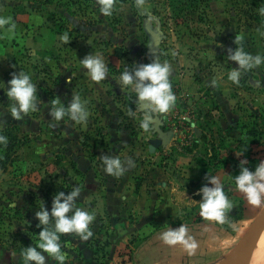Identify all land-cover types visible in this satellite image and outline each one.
Here are the masks:
<instances>
[{"label": "rangeland", "instance_id": "1", "mask_svg": "<svg viewBox=\"0 0 264 264\" xmlns=\"http://www.w3.org/2000/svg\"><path fill=\"white\" fill-rule=\"evenodd\" d=\"M247 7L235 0H207L202 20L194 13L176 23L168 17L165 0H144L141 9L134 0H116L112 16L100 14L96 0H0V16L11 17L15 24L14 29L0 27V80L11 78L10 65L15 64V71L31 75L38 95V111L23 120L7 113L0 117L6 122L0 129L11 128L20 140L6 169H0L3 264H23L20 254L38 243L42 226H36L35 212L40 202L50 210L57 191L82 187L84 177L77 167L82 156L85 165L89 159L101 174L102 155L131 157V182L163 190L168 202L175 203L169 213L177 222L202 218L195 202L200 200L199 188L207 174L219 177L233 208L228 222L215 224L235 237L220 249L222 260L212 264H228L241 254L261 208L247 202L231 176L238 175L241 159L249 161L250 170L264 160V64L243 74L239 85L228 79L237 67L228 59L229 50L238 46L236 35L244 37L240 45L245 51L264 55V30ZM65 32L71 37L67 43L61 39ZM154 51L172 65L170 82L177 100L168 113L153 114L150 128L144 130L143 105L137 107L135 93L120 85L119 75L125 68L131 71L152 62ZM88 54L104 58L105 80L94 82L83 69L80 59ZM75 95L86 102L87 122L65 118L49 127L51 101L59 97L67 105ZM7 103L0 90V104ZM130 108L135 115L128 114ZM102 226L108 227L106 221L95 219L90 247L107 241L98 235ZM61 235L68 258L77 254L75 235ZM138 244L141 241L133 246Z\"/></svg>", "mask_w": 264, "mask_h": 264}, {"label": "clouds", "instance_id": "2", "mask_svg": "<svg viewBox=\"0 0 264 264\" xmlns=\"http://www.w3.org/2000/svg\"><path fill=\"white\" fill-rule=\"evenodd\" d=\"M134 2L138 9L144 7V0H134ZM96 7L103 16H112L116 8V0H96ZM259 12L264 15V7H261ZM3 26L15 28L9 16H0V27ZM61 39L67 43L71 37L65 32ZM243 39V36L236 35L234 42L238 46L229 50L228 54V59L236 62L237 65L228 73V79L237 85L243 74L264 64V55L259 53L253 55L244 50L240 45ZM153 55L152 62L137 65L131 71L125 68L119 75L120 85L130 88L135 93L137 107L141 108L143 105L144 118L141 127L144 130L150 128L154 119L153 114L168 113L177 100L170 82L172 65L167 60L161 61L158 52L154 51ZM80 64L84 70H87L92 81L100 82L107 78L108 67L101 55L88 54L80 59ZM10 67L13 69L9 73L11 78L6 83L0 80V90L4 91L8 100L7 107L0 104V108L5 109L0 111V117L7 113L14 120L19 121L30 112L38 111L37 84L24 70L15 71V64ZM85 104L86 102L82 101L79 95L73 96L67 105L62 103L59 97H55L49 108V115L53 121L49 127H56L65 118L76 124L86 123L89 111ZM128 114L135 115V112L130 108ZM5 124L6 122L0 120V126ZM7 141V136L0 134V145H6ZM237 155L242 156L243 152ZM99 159L104 173L114 178L124 176L135 166V161L131 157L122 159L120 156L102 155ZM248 164L246 158L239 160L237 165L239 173L234 177L230 175L231 179L250 205L264 209V160H260L254 166V170H250ZM205 180L206 183L199 188L200 200L195 201L199 207L198 214L206 220L223 225L228 222V213L233 208V203L226 195L225 184L219 177L207 174ZM80 193L79 185H73L67 193L57 191L52 197L50 210L40 202L39 210L35 212V217L38 219L36 226L38 228L42 226L37 235L38 243L35 246L25 247L20 254L23 257V264H47L48 260L54 261L55 264H65L68 256L62 250L61 234H74L81 241H87L94 235L92 225L96 217L87 208L78 206L77 198ZM160 239L169 246L181 245L189 254L194 253L199 246L197 240L189 234L185 224H180L175 229L167 227L160 233ZM12 257L17 258L15 253ZM0 264H3L2 259Z\"/></svg>", "mask_w": 264, "mask_h": 264}, {"label": "crops", "instance_id": "3", "mask_svg": "<svg viewBox=\"0 0 264 264\" xmlns=\"http://www.w3.org/2000/svg\"><path fill=\"white\" fill-rule=\"evenodd\" d=\"M84 159L82 156L77 165L84 177L77 203L79 207L95 211L96 219L106 221L108 227L102 226L98 235H105L108 244L104 249L93 248L89 240L81 241L73 236L77 254L69 257L65 264H212L225 256L220 249L235 236L215 222L203 217L195 223L177 222L169 213L175 203L168 202L163 190L156 191L144 183L134 185L127 173L120 178L108 176L101 166L100 174L95 172L89 159L85 165ZM180 224H185L198 242L192 254L179 244L169 246L160 239V233L167 227L175 229ZM147 228L150 230L140 239L137 234ZM63 235L72 237L71 234ZM140 241L141 244L133 246ZM47 264L55 262L48 260Z\"/></svg>", "mask_w": 264, "mask_h": 264}, {"label": "trees", "instance_id": "4", "mask_svg": "<svg viewBox=\"0 0 264 264\" xmlns=\"http://www.w3.org/2000/svg\"><path fill=\"white\" fill-rule=\"evenodd\" d=\"M237 2H243L248 5L247 13L252 17L255 24L259 25L261 29L264 30V15H261L259 9L264 7V0H235ZM165 3L168 7V17L171 18L174 22H185L189 19L191 14L196 13L198 19L202 20V13L206 7L207 0H165ZM116 55L119 53L116 51ZM0 134L7 136L8 141L6 145H0V149L3 151V154L0 153V169L4 171L8 162L10 161V153L18 146L20 140L11 128L5 127L0 129ZM71 189H66L64 191L67 193ZM60 191H62L60 189ZM60 237H63L62 235ZM64 238V237H63ZM108 244V241L102 243L98 249H104ZM103 255L105 252L102 253Z\"/></svg>", "mask_w": 264, "mask_h": 264}, {"label": "water", "instance_id": "5", "mask_svg": "<svg viewBox=\"0 0 264 264\" xmlns=\"http://www.w3.org/2000/svg\"><path fill=\"white\" fill-rule=\"evenodd\" d=\"M264 228V209H260L254 220L249 226L247 234V244L242 250L241 254L233 258L228 264H250L255 250L258 239ZM243 242L240 241V247H242Z\"/></svg>", "mask_w": 264, "mask_h": 264}, {"label": "bare ground", "instance_id": "6", "mask_svg": "<svg viewBox=\"0 0 264 264\" xmlns=\"http://www.w3.org/2000/svg\"><path fill=\"white\" fill-rule=\"evenodd\" d=\"M250 264H264V228L258 239L256 250Z\"/></svg>", "mask_w": 264, "mask_h": 264}]
</instances>
